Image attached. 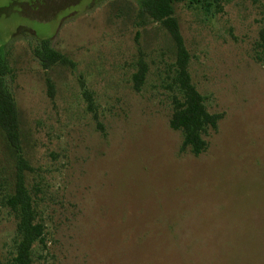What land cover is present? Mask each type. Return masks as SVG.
<instances>
[{
	"label": "rangeland",
	"instance_id": "rangeland-1",
	"mask_svg": "<svg viewBox=\"0 0 264 264\" xmlns=\"http://www.w3.org/2000/svg\"><path fill=\"white\" fill-rule=\"evenodd\" d=\"M139 2L0 0V59L14 72L25 182L45 226L32 264H264V0H220L211 15L174 3L192 82L224 113L198 156L179 152L168 125L173 42L138 19ZM44 39L75 67L44 71L32 54ZM15 162L0 130V264L14 252L1 200Z\"/></svg>",
	"mask_w": 264,
	"mask_h": 264
},
{
	"label": "trees",
	"instance_id": "trees-1",
	"mask_svg": "<svg viewBox=\"0 0 264 264\" xmlns=\"http://www.w3.org/2000/svg\"><path fill=\"white\" fill-rule=\"evenodd\" d=\"M182 0H140L138 19L158 23L170 36L175 48V58L170 68L168 88L171 90V113L168 119L169 127L182 135L179 146L180 153H190L198 156L205 152L209 142L206 137L209 130L216 131L218 122L224 117L223 112H209L202 95L194 83L188 70L190 54L184 44L178 21L174 15V3ZM205 14L221 11L220 0H190ZM256 43V60L264 62V27L259 30ZM33 56L41 68L46 71L59 64L74 68V62L63 53L55 50L49 40L37 42L32 48ZM147 73L144 60L140 57L136 72L133 74V89L139 91ZM14 72L5 59H0V130L10 148L15 153V172L12 191L2 198L5 207L15 219L14 252L10 264H32V251L36 243H42L45 226L39 219L37 202L26 186V172L32 168L24 158L20 147L19 113L11 89ZM49 94L52 95L53 83L46 77ZM88 110L93 119L98 116L92 109V96L83 90ZM100 126L99 122H97Z\"/></svg>",
	"mask_w": 264,
	"mask_h": 264
}]
</instances>
